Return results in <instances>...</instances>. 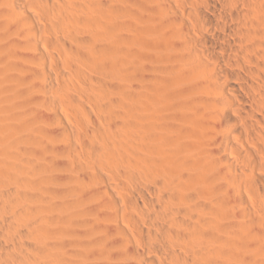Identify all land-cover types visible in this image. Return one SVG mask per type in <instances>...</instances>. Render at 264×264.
<instances>
[{"label": "bare ground", "instance_id": "obj_1", "mask_svg": "<svg viewBox=\"0 0 264 264\" xmlns=\"http://www.w3.org/2000/svg\"><path fill=\"white\" fill-rule=\"evenodd\" d=\"M0 264H264V0H0Z\"/></svg>", "mask_w": 264, "mask_h": 264}, {"label": "rangeland", "instance_id": "obj_2", "mask_svg": "<svg viewBox=\"0 0 264 264\" xmlns=\"http://www.w3.org/2000/svg\"><path fill=\"white\" fill-rule=\"evenodd\" d=\"M67 22H68V23L71 22V21H70V18L67 19ZM70 24H71V23H70ZM47 43H48V44H47ZM46 44H47L48 46H47ZM45 45H46L47 47H49V46H50V42H48V40H47V41L45 42ZM91 66H92V67H88V69L90 68L89 70H94L93 67H94V66L97 67V64H95V65L93 64V65H91ZM81 82H82V86H83L84 90H86V89L88 88V86H86V85H88V83H87L84 79H81ZM85 83H86V84H85Z\"/></svg>", "mask_w": 264, "mask_h": 264}]
</instances>
